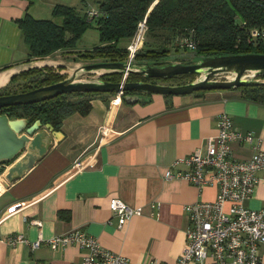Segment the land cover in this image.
Returning a JSON list of instances; mask_svg holds the SVG:
<instances>
[{"label": "crops", "instance_id": "crops-1", "mask_svg": "<svg viewBox=\"0 0 264 264\" xmlns=\"http://www.w3.org/2000/svg\"><path fill=\"white\" fill-rule=\"evenodd\" d=\"M56 5L97 11L96 0H0V88L31 62L40 68L65 65L53 58L65 51L29 59L17 24L26 15L51 19ZM114 98L94 97L88 115L68 117L59 131L41 125L51 136L46 154L11 182L5 172L0 175V264H79L86 252L75 244L30 250L7 242L18 234L34 241L76 229L131 264H175L185 246L184 206L212 202L217 189L206 186L199 191L187 181L165 179L169 170H187L184 164L171 167L172 162L202 149L206 138L216 135L219 114L230 117L233 130L253 134L264 152V105L243 99L237 89L150 94L148 102L134 105L121 99L113 103ZM230 149L236 160L254 153L246 142H232ZM76 161L89 166L73 173ZM256 177L254 192L244 202L251 210L264 206V170ZM113 199L142 208V214L117 227L110 210ZM260 258L264 264V245Z\"/></svg>", "mask_w": 264, "mask_h": 264}, {"label": "trees", "instance_id": "trees-1", "mask_svg": "<svg viewBox=\"0 0 264 264\" xmlns=\"http://www.w3.org/2000/svg\"><path fill=\"white\" fill-rule=\"evenodd\" d=\"M96 5L100 15L92 21L87 19L85 12L63 5L53 8L51 19L38 20L26 15L18 20L29 50V59L40 60L56 51H65L67 54L79 55L84 61L126 63L127 46L136 32L137 24L143 19L147 30L143 45L133 59L135 63L147 62L151 66L170 64L167 58L171 53L172 42L189 33L193 34L197 43L194 54L198 58L264 55V37L250 38L252 29L264 32V0H96ZM90 28L97 31L99 44L92 49L76 52L74 48L77 41ZM176 61L191 63L187 60ZM195 77L187 74L159 81L181 85ZM65 78L54 72L52 67L27 70L12 77L7 86L0 88V96L27 92ZM101 79L119 83L123 74H106ZM259 79L264 80V75ZM147 80L135 74L126 77L127 82ZM14 84L18 90L9 88ZM237 90L243 99L264 105V86ZM128 94L123 93L121 100ZM102 95L114 97L117 93L64 94L36 104L8 107L1 110L0 114L26 119L30 125L40 121L42 126L48 125L54 131H59L68 117L74 114L88 115L91 100Z\"/></svg>", "mask_w": 264, "mask_h": 264}, {"label": "built area", "instance_id": "built-area-1", "mask_svg": "<svg viewBox=\"0 0 264 264\" xmlns=\"http://www.w3.org/2000/svg\"><path fill=\"white\" fill-rule=\"evenodd\" d=\"M92 21L99 17L96 10L85 12ZM145 19L137 24L136 32L127 46L128 60L134 59L141 49L146 33ZM264 37V32L252 29L250 38ZM180 49L195 51L197 43L193 34L176 39ZM125 77H123L124 79ZM121 99V93L112 100ZM217 133L206 138L202 149L195 150L185 158L172 162L171 167L179 164L187 166L185 171H167L165 179L178 178L187 181L201 191L206 186L217 189L212 202H198L184 206L187 216L185 246L175 264H262L260 247L264 245V206L251 210L244 206L257 183L256 173L264 170V152L258 150V140L251 133L233 130L230 117L219 114L216 118ZM232 142H246L254 148L253 155L247 160L233 158ZM88 162L76 161L71 170L82 171ZM110 210L121 227L134 216L142 214V208H133L120 199L110 202ZM10 245H21L36 250L42 245L56 250L59 247L77 245L86 253L79 264H131L125 257L103 248L98 241L80 229L49 239L41 237L30 241L22 235L7 238ZM147 264H160L151 260Z\"/></svg>", "mask_w": 264, "mask_h": 264}, {"label": "water", "instance_id": "water-1", "mask_svg": "<svg viewBox=\"0 0 264 264\" xmlns=\"http://www.w3.org/2000/svg\"><path fill=\"white\" fill-rule=\"evenodd\" d=\"M55 66L66 68L71 71V74L64 80L48 86L0 96V111L12 106L40 103L70 93H121L122 95L126 92L129 94L123 97V101L128 105H134L148 102L150 94L175 96L201 91L264 86V80L259 79L264 75V55L260 54L211 56L197 58L190 64L176 62L163 66H151L147 62L135 63L133 59L126 63L101 61L79 64L74 68L62 64H55ZM44 67L51 66L46 65L41 68ZM35 68L41 69L31 62L22 66L12 77ZM84 73H98V77L93 80H80L78 77ZM111 73H122L125 78L119 83L101 79V76ZM129 74L156 80L187 74L196 77L185 84L173 85L144 81L127 82L126 77ZM221 74L230 76L215 78ZM40 126V121L30 125L26 119L0 114V174L1 171L6 173L7 182L23 176L46 154L51 144V136L47 130L40 129Z\"/></svg>", "mask_w": 264, "mask_h": 264}, {"label": "rangeland", "instance_id": "rangeland-1", "mask_svg": "<svg viewBox=\"0 0 264 264\" xmlns=\"http://www.w3.org/2000/svg\"><path fill=\"white\" fill-rule=\"evenodd\" d=\"M98 44H99L98 33L94 28H90L77 41L74 50L76 52L85 51V50H89V49L94 48ZM170 48H171V53L169 54V56L167 58V61H170L169 63L178 62L176 60H181V61L187 60V62H192L198 58L194 54V51H189V50L183 51V49L178 48L176 46V39L172 42ZM175 49H179V51L174 52ZM53 58L55 61L61 62L70 68H74L79 64L83 65V64H92V63L100 62V61H84L79 57V55L67 54V53H65V55L63 54L60 56H55ZM52 69L54 70V72H56L60 75L66 76V77L71 74V71L67 70V69L60 70L57 67H52ZM96 74L97 73H84V74L80 75L78 78L80 80H91V79L93 80V79H96L98 77V74L97 75ZM222 76L224 77V76H230V75L229 74H221L220 76H216L215 78H221ZM9 88L11 90H18V86L16 84L10 85ZM2 173H4V172L1 171V174Z\"/></svg>", "mask_w": 264, "mask_h": 264}, {"label": "flooded vegetation", "instance_id": "flooded-vegetation-1", "mask_svg": "<svg viewBox=\"0 0 264 264\" xmlns=\"http://www.w3.org/2000/svg\"><path fill=\"white\" fill-rule=\"evenodd\" d=\"M144 82H149V83H162V84H165L163 82H160L159 80H156V79H148L147 81H144ZM169 84V83H167ZM171 84V83H170ZM131 94V93H130ZM133 94V93H132Z\"/></svg>", "mask_w": 264, "mask_h": 264}, {"label": "bare ground", "instance_id": "bare-ground-1", "mask_svg": "<svg viewBox=\"0 0 264 264\" xmlns=\"http://www.w3.org/2000/svg\"><path fill=\"white\" fill-rule=\"evenodd\" d=\"M37 64H38V63H37ZM37 66H38V65H37ZM8 72H9V71H8ZM97 74H98V73H97ZM97 74H96V75H97ZM0 78H1V77H0ZM1 81H2V79H0V82H1ZM1 84H2V83H1Z\"/></svg>", "mask_w": 264, "mask_h": 264}]
</instances>
